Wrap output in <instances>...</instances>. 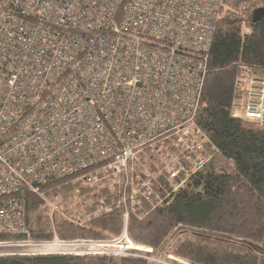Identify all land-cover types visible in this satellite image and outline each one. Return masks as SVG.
Here are the masks:
<instances>
[{
  "label": "built area",
  "instance_id": "1",
  "mask_svg": "<svg viewBox=\"0 0 264 264\" xmlns=\"http://www.w3.org/2000/svg\"><path fill=\"white\" fill-rule=\"evenodd\" d=\"M222 2L0 0V231L22 226L9 215L18 193H45L41 187L58 180L69 190L66 202L60 188L45 194L74 222L113 210L129 197L106 192L140 152L160 159L155 174L145 161L139 186L132 184L133 207L138 196L162 201L185 185L210 157L193 117ZM246 95L240 114L264 121V77L250 78ZM124 218L118 236L61 239L54 232L47 240L0 241V254L198 264L175 252L155 256L130 237L128 212Z\"/></svg>",
  "mask_w": 264,
  "mask_h": 264
},
{
  "label": "trees",
  "instance_id": "2",
  "mask_svg": "<svg viewBox=\"0 0 264 264\" xmlns=\"http://www.w3.org/2000/svg\"><path fill=\"white\" fill-rule=\"evenodd\" d=\"M252 77H264V0H223L193 117L210 157L193 171L185 185L162 201H156L155 196H138L139 204L133 207L132 184L139 186L138 175L144 177L146 162L148 170L155 174L154 162L160 159L152 153L145 160L140 152L138 159L130 161L120 173L119 182L114 181L106 192H125L129 197L125 203L83 222H74L54 209L45 194L49 188H60L61 201L66 202L69 190L65 183H48L41 187L45 193L26 188L17 194L21 197L18 209L9 213L22 226L0 231V241L47 240L53 238L54 232L61 239H105L121 233L128 212L130 237L151 246L155 255L166 253V238L186 226L218 246L184 239L175 245L178 255L198 264H264V121L240 114ZM104 125L109 128L106 122ZM149 180L154 183L152 177ZM70 207L65 206V211ZM226 243L232 247H225ZM147 263L145 258L139 261ZM0 264L118 262L117 257L100 254L36 252L0 254Z\"/></svg>",
  "mask_w": 264,
  "mask_h": 264
},
{
  "label": "rangeland",
  "instance_id": "3",
  "mask_svg": "<svg viewBox=\"0 0 264 264\" xmlns=\"http://www.w3.org/2000/svg\"><path fill=\"white\" fill-rule=\"evenodd\" d=\"M184 239H189V240H192L194 242L201 243V244L218 246L217 243L215 244L214 240H211L206 236L200 235L196 230L189 229L186 226H181L176 231L172 232L166 238L164 245H163V247L167 250L166 253H163L161 256H158L155 254L154 255L158 256V257H162V256H167L169 253H174L175 245L179 241L184 240ZM141 245H143V244H141ZM140 259L141 258H136V257H132V256H121V257H117V262H118V264H139ZM147 261L150 264L155 263V262L152 263V261H150L149 259H147Z\"/></svg>",
  "mask_w": 264,
  "mask_h": 264
},
{
  "label": "crops",
  "instance_id": "4",
  "mask_svg": "<svg viewBox=\"0 0 264 264\" xmlns=\"http://www.w3.org/2000/svg\"><path fill=\"white\" fill-rule=\"evenodd\" d=\"M227 244V243H226ZM225 247H227V248H231L232 246L231 245H229V244H227V246H225ZM148 264H150V263H148ZM155 264V263H154Z\"/></svg>",
  "mask_w": 264,
  "mask_h": 264
}]
</instances>
